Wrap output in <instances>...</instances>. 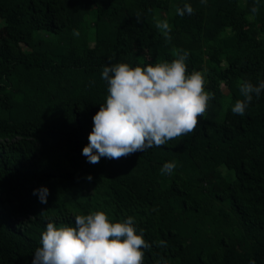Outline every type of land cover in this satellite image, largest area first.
<instances>
[{
	"label": "trees",
	"instance_id": "16d2710c",
	"mask_svg": "<svg viewBox=\"0 0 264 264\" xmlns=\"http://www.w3.org/2000/svg\"><path fill=\"white\" fill-rule=\"evenodd\" d=\"M186 3L194 13L177 15ZM255 3L0 0V264H33L49 221L75 226L94 211L135 218L152 244L143 264H264V91L243 116L231 111L242 82L264 81V0L253 14ZM157 20L169 22L167 36ZM184 52L188 73L202 71L214 93L196 128L89 163L82 150L108 95L103 67ZM41 187L46 204L33 194Z\"/></svg>",
	"mask_w": 264,
	"mask_h": 264
},
{
	"label": "clouds",
	"instance_id": "9594fccd",
	"mask_svg": "<svg viewBox=\"0 0 264 264\" xmlns=\"http://www.w3.org/2000/svg\"><path fill=\"white\" fill-rule=\"evenodd\" d=\"M259 3L256 0L253 5V14L259 11ZM176 13L191 15L194 9L186 3ZM156 27L165 36L171 32L167 20H157ZM73 34L78 32L73 30ZM187 57L184 52L171 62L135 67L121 62L103 67L102 79L107 82L108 95L92 118L89 143L82 150L89 163H99L101 157L120 159L152 146H163L196 128L198 117L205 114L214 93L205 90L202 71L188 73ZM239 90L244 99L237 100L231 111L243 116L253 94L258 97L264 91V81L258 86L244 81ZM175 167V162H166L161 172L171 173ZM33 194L46 204L49 189L41 187ZM135 224L133 216L111 222L104 211L77 215L75 226L57 227L49 221L33 264H143L144 250L151 249L152 244L145 240L143 229L137 233ZM158 246H165V242L158 241ZM249 264L256 262L251 260Z\"/></svg>",
	"mask_w": 264,
	"mask_h": 264
},
{
	"label": "rangeland",
	"instance_id": "374dc122",
	"mask_svg": "<svg viewBox=\"0 0 264 264\" xmlns=\"http://www.w3.org/2000/svg\"><path fill=\"white\" fill-rule=\"evenodd\" d=\"M165 14V13H164ZM163 14V15H164ZM4 27V20L2 19V18H0V29H2ZM224 92L226 93V94H229V91H228V89H224ZM213 186H220V184H219V182H215L214 183V185Z\"/></svg>",
	"mask_w": 264,
	"mask_h": 264
}]
</instances>
